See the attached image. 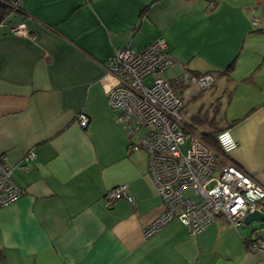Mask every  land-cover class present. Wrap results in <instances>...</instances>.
<instances>
[{
  "label": "crops",
  "instance_id": "obj_1",
  "mask_svg": "<svg viewBox=\"0 0 264 264\" xmlns=\"http://www.w3.org/2000/svg\"><path fill=\"white\" fill-rule=\"evenodd\" d=\"M19 7L0 24V154L22 188L0 208V264H264V249L246 243L264 241L258 221L237 228L221 217L190 235L175 219L145 236L165 205L147 152L130 149L133 138L116 120L104 78L117 49L166 38L174 63L163 75L185 100V121L201 112L230 130L238 145L231 159L264 186V0ZM20 23L29 35L9 32ZM186 72L213 73L216 82L195 98ZM191 103L198 109L187 118ZM197 125L201 137L213 131L208 121ZM31 150L36 158L26 161ZM121 184L133 200L110 202L106 192Z\"/></svg>",
  "mask_w": 264,
  "mask_h": 264
},
{
  "label": "built area",
  "instance_id": "obj_2",
  "mask_svg": "<svg viewBox=\"0 0 264 264\" xmlns=\"http://www.w3.org/2000/svg\"><path fill=\"white\" fill-rule=\"evenodd\" d=\"M11 5L17 9L19 1ZM9 32L29 35L24 23L9 26ZM173 63L167 40L161 36L142 50L131 46L117 49L106 64L109 105L117 122L133 138L130 149L147 152L148 173L165 205L162 214L147 227L145 236L175 219L183 223L190 235L202 232L221 217L239 228L248 214L264 212V186L231 159L238 145L230 130L217 133L216 149L199 134L185 129V100L163 75ZM185 77L196 86L189 91L190 96L209 89L216 81L213 73L197 76L186 72ZM88 122L87 116H80L81 126L86 127ZM35 157L32 150L25 160ZM21 169L27 170V165ZM128 192L129 186L122 184L109 190L105 197L110 202L132 201ZM21 195L13 167L7 155L1 153L0 208ZM262 249L263 240L251 246L252 251Z\"/></svg>",
  "mask_w": 264,
  "mask_h": 264
},
{
  "label": "trees",
  "instance_id": "obj_3",
  "mask_svg": "<svg viewBox=\"0 0 264 264\" xmlns=\"http://www.w3.org/2000/svg\"><path fill=\"white\" fill-rule=\"evenodd\" d=\"M15 1V0H0V24H4L7 19L15 12H19L21 10L20 7H18L17 9H15L11 3ZM20 2V0H18ZM159 38V37H158ZM168 43V42H167ZM150 44V43H149ZM148 44V45H149ZM147 45V46H148ZM146 46V47H147ZM145 47V48H146ZM125 48V47H124ZM122 49V48H121ZM168 49H169V46H168ZM232 67L228 68L226 71H223L224 74H227V72L229 70H231ZM206 74V73H204ZM202 73H198V74H195L197 76H201V75H204ZM223 74V73H222ZM204 91H199L198 93H196L194 96L195 98L199 97ZM209 122V124L213 127V131H210V132H207L206 135H202V138L204 139V141H206L208 144H210L211 146H213L214 148L218 149V143H217V139H216V135L219 131L223 130L224 128H220L218 127V123L216 122L215 119H212V120H209L207 119L206 117V114H202L201 112L195 114L193 117H192V121L191 122H186L185 121V129L188 131V132H193V133H197V128H198V125L197 124H203L205 122ZM80 124V123H79ZM83 127V126H82ZM87 127V126H86ZM249 239L246 241L247 245H248V248L251 249V246L258 242V241H261L260 239Z\"/></svg>",
  "mask_w": 264,
  "mask_h": 264
},
{
  "label": "rangeland",
  "instance_id": "obj_4",
  "mask_svg": "<svg viewBox=\"0 0 264 264\" xmlns=\"http://www.w3.org/2000/svg\"><path fill=\"white\" fill-rule=\"evenodd\" d=\"M216 82V81H215ZM215 82L210 86V88L209 89H211L213 86H214V84H215ZM191 83V82H190ZM171 84V83H170ZM192 85H190V86H192L193 87V85H194V87H196L195 86V84H193V83H191ZM208 90V89H207ZM206 91V90H205ZM198 109V106H196V105H194V104H190L189 106H188V108H187V110H186V114H187V118H190L191 117V115L192 114H194L195 112H196V110ZM86 116V115H85ZM187 148V146H185L184 147V149H186ZM32 151V150H31ZM31 151H29V152H27V154L25 155V156H27ZM6 154V153H5ZM36 158V157H35ZM24 166V165H23ZM122 185V184H121ZM121 185H118V186H121ZM118 186H116V187H113V188H111V189H114V188H117ZM111 189H109V190H111ZM108 190V191H109ZM107 191V192H108ZM106 192V193H107ZM159 217V216H158ZM247 217V216H246ZM157 218V217H156ZM246 219V218H245ZM217 221V220H216ZM150 225V224H149Z\"/></svg>",
  "mask_w": 264,
  "mask_h": 264
},
{
  "label": "water",
  "instance_id": "obj_5",
  "mask_svg": "<svg viewBox=\"0 0 264 264\" xmlns=\"http://www.w3.org/2000/svg\"><path fill=\"white\" fill-rule=\"evenodd\" d=\"M253 221H258V222L264 223V212L256 211V212L248 214L246 219H245V223L251 224V223H253Z\"/></svg>",
  "mask_w": 264,
  "mask_h": 264
},
{
  "label": "bare ground",
  "instance_id": "obj_6",
  "mask_svg": "<svg viewBox=\"0 0 264 264\" xmlns=\"http://www.w3.org/2000/svg\"><path fill=\"white\" fill-rule=\"evenodd\" d=\"M35 152V151H34Z\"/></svg>",
  "mask_w": 264,
  "mask_h": 264
}]
</instances>
